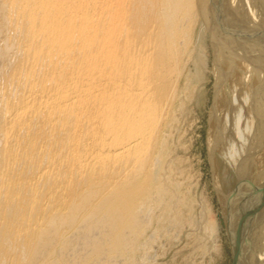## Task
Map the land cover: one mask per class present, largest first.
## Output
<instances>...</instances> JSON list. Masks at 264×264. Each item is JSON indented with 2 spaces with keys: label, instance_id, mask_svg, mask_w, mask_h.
<instances>
[{
  "label": "bare ground",
  "instance_id": "obj_1",
  "mask_svg": "<svg viewBox=\"0 0 264 264\" xmlns=\"http://www.w3.org/2000/svg\"><path fill=\"white\" fill-rule=\"evenodd\" d=\"M216 1L0 0V264H134L181 214L167 139ZM220 10L213 180L235 264H264V0Z\"/></svg>",
  "mask_w": 264,
  "mask_h": 264
},
{
  "label": "rangeland",
  "instance_id": "obj_2",
  "mask_svg": "<svg viewBox=\"0 0 264 264\" xmlns=\"http://www.w3.org/2000/svg\"><path fill=\"white\" fill-rule=\"evenodd\" d=\"M221 1H216L204 24L203 36L194 53L196 59L189 69L187 96L167 139L170 150L164 169L168 170L167 165L171 167L169 174H165L172 182L168 188L171 197L179 202L181 214L177 216L172 211L167 224L160 222L159 216L152 219L143 235L146 238H141L143 249L139 248L137 264H235L208 151L213 104L225 84L220 43Z\"/></svg>",
  "mask_w": 264,
  "mask_h": 264
}]
</instances>
